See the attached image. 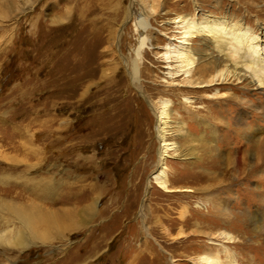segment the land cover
<instances>
[{
    "label": "rangeland",
    "instance_id": "rangeland-1",
    "mask_svg": "<svg viewBox=\"0 0 264 264\" xmlns=\"http://www.w3.org/2000/svg\"><path fill=\"white\" fill-rule=\"evenodd\" d=\"M131 1L14 0L16 12L0 15V204L38 212L82 208L71 232L40 228L48 242L22 253L0 246V264H264V161L255 167L258 153L264 159L263 89L231 79L217 86L220 97L201 91L184 103L182 94L169 93L184 76L170 75L165 67L177 64L164 61L174 54L166 53L169 40L180 37L179 16L239 23L263 38L264 0ZM132 63L148 100L170 101L171 116L196 138L204 132L211 140L193 116L210 119L213 98L227 103L212 114L221 120L214 126L217 150L201 145L199 160L191 161L170 153L164 172L173 191L151 184L142 216L158 143L148 100L129 82ZM233 95L248 102L228 106L237 104ZM260 104L261 115L254 112ZM238 112L250 113L259 147L228 120ZM185 188L195 191H176ZM69 191L76 193L71 202L64 199ZM216 204L228 211L213 213ZM222 213L229 220L220 221ZM221 231L233 239L215 237Z\"/></svg>",
    "mask_w": 264,
    "mask_h": 264
},
{
    "label": "bare ground",
    "instance_id": "bare-ground-1",
    "mask_svg": "<svg viewBox=\"0 0 264 264\" xmlns=\"http://www.w3.org/2000/svg\"><path fill=\"white\" fill-rule=\"evenodd\" d=\"M133 1H131V4ZM13 2L14 0H0V15L4 16L10 11L11 13H14V11L16 12V10L13 9ZM22 11L24 10L22 9ZM130 13L131 10L129 6L125 17L128 18ZM8 15H10V13ZM49 20L51 23H54L58 22L59 18L55 15H52ZM175 20H178L176 21L177 24L183 25V27L179 28L182 29V31H177L176 34L180 35V37L170 39L169 43L166 45V53L172 50V53L174 54L166 56L164 61L166 64L175 62L177 65L174 68L165 67V69L170 70L168 71L171 72L169 73L170 75H174L175 77L184 76V78L181 84L175 85L173 89H170V94H182L185 101L184 103L189 104L190 100L196 99L195 96L191 97L190 94H198L201 91H214L215 94L213 95L219 96L220 93L219 90H217V86L220 85V88L221 85L229 83L231 79H233L235 82L244 81L248 87L255 85L257 88H259V90L263 89L261 92L264 93V32L262 35L263 38H258L257 40V37L255 38L251 34H247L248 31L243 28L242 24L239 23H228L224 20L219 21L215 18L214 20H209V17L202 18V20L196 22V24L194 23V20L189 21L190 19L186 20L184 17L180 16ZM143 25L144 24L142 21L139 22V26L141 28L144 27ZM243 30L245 31L242 32ZM194 39L197 40L195 45H192ZM142 41L143 39L141 40V43ZM171 47L173 48L171 49ZM128 73L131 86H133L137 92H140L147 101L148 97L143 93V88L141 89V87L138 85V66L135 65V63H132L131 69ZM230 94L231 93H229V95L227 93H223L222 95L228 97ZM197 98H201V101L204 102L203 96ZM230 98L235 99L237 104H235V102L233 104L229 103L228 106H237L238 109H240V104H245L248 102L244 101L242 103L238 100V97H234V95ZM213 100L215 110L207 108L208 116L211 115L210 119L208 118L206 120L202 119L201 117L194 116L192 118V121L195 120V123L200 127L202 126L210 129L208 134L211 140L209 141L205 138L207 133L205 134L202 132L200 137L196 138L195 136L190 135L188 132L183 130V121H181L179 118H177L178 120L175 119L173 115L171 116V110L169 106L170 101L159 100L156 103L152 101L150 102L149 100L147 101V105L155 118L153 129L158 147L154 171L150 174L151 176L149 177V180L146 184L147 186L144 194L145 196L139 205V214L141 216L142 211L146 209V198L148 197V190L151 184H154L158 189L164 192L173 191L169 188L170 182L168 181L164 172V170H166L165 159L169 157L170 153H173L174 156L180 161H184L190 159L199 160L197 155L198 149L201 147V145H205L206 147L208 146L210 147V150L213 151L217 150L214 144L216 145L217 141H219V134L217 128L214 126L217 125V121L221 123V120L219 121V119L213 117L212 114H219L221 109L220 107L227 105V103H225L221 98H213ZM261 107L262 104H260L256 111L254 110V112L261 115L262 113H259ZM243 113L244 114H242V112H238L233 118L228 120L231 122L236 121L239 124V128L241 127L245 130L246 136L248 134V139L246 140L248 143H251V148H256V146L259 144V129L253 127L254 121L251 120L249 115L250 113ZM260 147L261 149L264 148V142L260 145ZM67 149H69V147ZM238 158L236 157L234 163V170L237 173L243 170V163H241V160ZM257 159L258 160L255 166L256 168L262 165L264 161L262 152L258 153ZM263 171L264 170H262V172ZM176 191L179 193H193L195 190L193 191L189 188H185ZM75 194L76 193L69 191L66 195V198H64L65 201L71 202V200L75 199ZM262 195L264 196V191ZM89 202L90 201H88L84 207L86 208V214H88L90 217L91 213L94 211V208H92V204ZM11 203H5L3 205L0 204V218L4 221H0V246L3 248L22 253L29 248L37 246L38 243H44L49 240L46 232H43L40 230V228L50 231L57 225L56 228L59 229L61 233H63L65 231L71 232V230L79 226H76V222L78 221H76L75 216L79 215L82 208L78 207L76 203L71 209L61 208L60 212H49L46 210H41L38 212L35 208H24L22 206H17L15 203H13V201ZM223 205L216 204V206L213 208V210H215L213 213L218 214V212H227L228 207L224 208ZM182 215L181 218H183ZM226 215L229 214L224 215L222 213V215H218L220 221L225 222L224 219L229 220L227 217H225ZM141 216L139 217L141 218ZM182 220H184L182 221L183 224L186 223V218H183ZM255 227L257 226L255 225ZM215 237H220L225 240L233 239L230 234L222 231L216 232ZM215 259H217V257H215ZM199 261H206V264H219L216 261H207L206 258H200ZM227 264H233V262L230 261V263Z\"/></svg>",
    "mask_w": 264,
    "mask_h": 264
}]
</instances>
